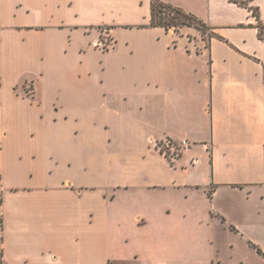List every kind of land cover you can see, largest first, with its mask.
<instances>
[{"label": "crops", "instance_id": "crops-1", "mask_svg": "<svg viewBox=\"0 0 264 264\" xmlns=\"http://www.w3.org/2000/svg\"><path fill=\"white\" fill-rule=\"evenodd\" d=\"M160 1L214 36L151 0H0V264H223L217 228L264 262V0Z\"/></svg>", "mask_w": 264, "mask_h": 264}, {"label": "rangeland", "instance_id": "rangeland-1", "mask_svg": "<svg viewBox=\"0 0 264 264\" xmlns=\"http://www.w3.org/2000/svg\"><path fill=\"white\" fill-rule=\"evenodd\" d=\"M205 10V0H202V13ZM181 28H177V31L179 32ZM193 28V27H189ZM197 30L196 28H193ZM198 34L202 36V38L206 39L208 37V30H206L204 27H199ZM181 142V141H180ZM178 142V143H180ZM189 146H183L180 150L187 149ZM193 199V198H191ZM175 234L178 235L177 232H180L181 234H184L185 232L188 233V238L192 241V244L194 246L198 245V247H202V215L200 217L190 216L189 218H183L181 215L176 216L175 220ZM186 233V235H187ZM186 237V236H185ZM231 241V236L229 233L224 231L222 228H217L215 230V244H217L218 247H220L222 251V256L226 259L223 264H233L229 259L231 255H245L243 251L239 250H231L229 245V242ZM132 244V242L130 243ZM202 250V249H201ZM200 250V251H201ZM199 252V251H198ZM247 256V255H246ZM197 262H189V263H175V264H202V261L196 260ZM121 264H128V263H121ZM136 264H166V263H158L157 261L152 262L151 260L147 259L146 261L139 260ZM243 264H264V262H261L260 260L256 259L255 257L249 256L247 261Z\"/></svg>", "mask_w": 264, "mask_h": 264}, {"label": "trees", "instance_id": "trees-1", "mask_svg": "<svg viewBox=\"0 0 264 264\" xmlns=\"http://www.w3.org/2000/svg\"><path fill=\"white\" fill-rule=\"evenodd\" d=\"M241 7H247L248 2L244 0H230ZM252 15L257 20L258 37L264 40V23L259 20L258 10L252 9ZM150 27H161L165 30L173 29L178 33L177 28L181 27H193L199 30V27H204L208 30V38L214 36L213 29L208 27L205 23L197 19L195 16L185 13L179 8L173 7L169 4H165L160 0H151V20ZM261 254L262 252L257 249ZM264 256V255H263Z\"/></svg>", "mask_w": 264, "mask_h": 264}, {"label": "built area", "instance_id": "built-area-1", "mask_svg": "<svg viewBox=\"0 0 264 264\" xmlns=\"http://www.w3.org/2000/svg\"><path fill=\"white\" fill-rule=\"evenodd\" d=\"M95 46L103 50H108L111 47V43L105 38H100V40L96 42ZM186 145H188L186 140H183L180 143L174 142L172 140H163L161 142H157L155 146L160 151V153L164 155L169 162H171L177 158L180 149Z\"/></svg>", "mask_w": 264, "mask_h": 264}]
</instances>
